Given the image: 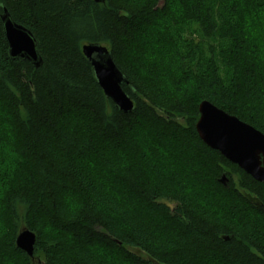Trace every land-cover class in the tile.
I'll use <instances>...</instances> for the list:
<instances>
[{"label": "trees", "instance_id": "1", "mask_svg": "<svg viewBox=\"0 0 264 264\" xmlns=\"http://www.w3.org/2000/svg\"><path fill=\"white\" fill-rule=\"evenodd\" d=\"M5 10L40 68L10 58ZM205 101L264 134V0H0V264H264V184L200 139Z\"/></svg>", "mask_w": 264, "mask_h": 264}, {"label": "water", "instance_id": "2", "mask_svg": "<svg viewBox=\"0 0 264 264\" xmlns=\"http://www.w3.org/2000/svg\"><path fill=\"white\" fill-rule=\"evenodd\" d=\"M94 2L104 4L106 0ZM1 23L10 58L40 68L43 59L33 34L15 22L6 10L1 16ZM82 51L105 96L120 112L132 113L134 102L123 90L127 80L115 63L111 51L100 44H86ZM199 114L196 131L200 139L254 180L264 184V134L207 101L200 104ZM221 182L225 184L226 177ZM36 240L35 233L23 228L17 237L16 246L34 258Z\"/></svg>", "mask_w": 264, "mask_h": 264}, {"label": "rangeland", "instance_id": "3", "mask_svg": "<svg viewBox=\"0 0 264 264\" xmlns=\"http://www.w3.org/2000/svg\"><path fill=\"white\" fill-rule=\"evenodd\" d=\"M181 122H183V121H181ZM133 251H134V253L137 254V255H142V254H140V252H139L138 250H135V249H134Z\"/></svg>", "mask_w": 264, "mask_h": 264}]
</instances>
